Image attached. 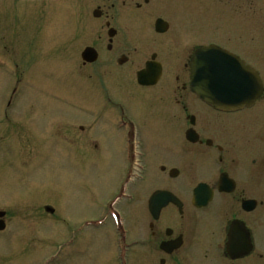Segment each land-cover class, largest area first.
Wrapping results in <instances>:
<instances>
[{
    "label": "flooded vegetation",
    "instance_id": "obj_1",
    "mask_svg": "<svg viewBox=\"0 0 264 264\" xmlns=\"http://www.w3.org/2000/svg\"><path fill=\"white\" fill-rule=\"evenodd\" d=\"M243 1L245 10H251V0ZM235 2L70 1L74 12L72 37L75 43L84 44L82 48L72 46L74 64L82 71L93 72L89 77L101 82L135 80L141 88L153 92L144 98V112L156 114L159 108L162 113L159 130H144L131 119L129 111L115 105L119 111L111 121L119 137L115 146L121 183L112 206H102L101 210L116 213L115 206L121 201H134L138 221L90 222L93 231L103 232L97 238L102 237L107 250L102 261L107 264H264V51L247 46L241 38L235 41L226 37L238 44L240 52L214 42L202 45L188 41L192 9L223 13L229 23L233 19L248 26L252 16L236 18ZM38 12L26 8L23 16L7 18L6 32H14V25L19 24L21 32L28 33L29 22L32 33L39 34L45 15L42 10ZM250 41L258 43L256 36ZM195 70L202 76L206 75L204 71L214 70V89L223 104L213 107L196 95L192 80ZM142 72L147 85L139 82ZM254 75L262 93L251 102L246 99L253 93ZM234 80L244 83L245 95L231 94L237 90ZM11 114L5 111L0 117L4 142L0 155L3 150L11 155L7 170L19 165L23 170L18 172L16 182L26 185L33 150L38 157L44 133L34 131V117L26 113L21 117L22 142H13L11 131L17 123ZM56 118H52L47 137L58 145L72 146V120H67L68 130L61 132V118ZM91 146L93 149L88 150L93 161L98 160L99 148ZM157 193H165L169 199L150 203ZM141 197L146 200L145 218L140 217ZM31 209L50 212L45 205ZM0 213L4 214L0 217L3 233L12 212ZM106 227L113 232L110 239L104 233ZM90 238L94 241V232Z\"/></svg>",
    "mask_w": 264,
    "mask_h": 264
},
{
    "label": "rangeland",
    "instance_id": "obj_2",
    "mask_svg": "<svg viewBox=\"0 0 264 264\" xmlns=\"http://www.w3.org/2000/svg\"><path fill=\"white\" fill-rule=\"evenodd\" d=\"M70 1L0 0V117L5 111L12 113V120L17 123L11 131L13 142H22L21 117L26 113L34 117V131L44 133L40 155L37 157L33 150L34 161L27 172L26 185L16 182L18 172L23 170L19 165L7 170L11 155L6 150L0 155V211L12 212L6 231L0 233V264H107L102 261L107 250L102 237L97 238L103 232L93 231L90 222L138 221L134 201H121L115 206L116 213L101 210L102 206H112L121 183L115 146L119 137L112 129L111 119L118 115V104L129 111L140 129L159 130L162 113L159 108L155 109L156 114L144 112V98L153 92L141 88L135 80L101 82L95 76L89 77L93 72L82 71L74 64L72 46L82 48L84 44L75 43L72 37L74 12ZM235 3L236 18L252 16L250 28L233 19L229 23L223 13L214 15L204 8L192 9L188 16V41L202 45L214 42L240 52L238 44L226 37L235 41L241 38L247 46L264 51V0H251L249 11L243 0ZM54 4L57 9L48 21ZM26 8H36L37 13L42 10V31L33 34L28 22L30 32L22 33L18 24L14 25L16 32L7 33L4 21L12 15L23 16ZM251 36L257 37V44L250 41ZM56 117L61 118V132L68 130L67 120H72V146L58 145V141L47 137L52 118ZM2 137L5 140L6 136ZM3 143L0 137V149ZM95 144L100 152L96 162L88 150ZM38 205L48 206L50 212L31 209ZM138 205L140 217L145 218L144 197ZM105 230V235L112 238L113 232L107 227ZM93 232L94 241H90Z\"/></svg>",
    "mask_w": 264,
    "mask_h": 264
},
{
    "label": "water",
    "instance_id": "obj_3",
    "mask_svg": "<svg viewBox=\"0 0 264 264\" xmlns=\"http://www.w3.org/2000/svg\"><path fill=\"white\" fill-rule=\"evenodd\" d=\"M204 73H206V75L202 76V72L200 71L195 70L193 72V76H192L193 91L196 93V95H198L200 99H202L203 101H205L206 103H208L209 105L213 107L218 106L221 103L223 104V101L217 98V90L215 91L214 89V87L216 86L214 70L206 71V72L204 71ZM144 78H145V72H142L139 75V82L143 85H147L144 82L145 81ZM234 83L237 86V90L236 91L232 90L231 94L233 95L243 94L244 89H245L244 83L242 81L237 82L235 80H234ZM242 88H243V91H242ZM252 90H253V93L251 94V96H248L246 99L251 102L254 101L257 97H259L262 93V87L258 83L255 75L252 81ZM245 94L246 93H244V95ZM158 199L163 200L165 202L169 198L167 197L165 193H157L156 195L152 197L150 203ZM3 215H4L3 213H0V217H2ZM3 229H4V224L0 221V230H3Z\"/></svg>",
    "mask_w": 264,
    "mask_h": 264
}]
</instances>
